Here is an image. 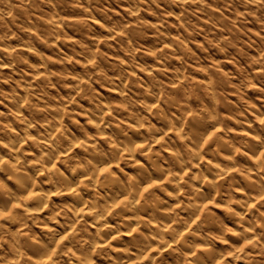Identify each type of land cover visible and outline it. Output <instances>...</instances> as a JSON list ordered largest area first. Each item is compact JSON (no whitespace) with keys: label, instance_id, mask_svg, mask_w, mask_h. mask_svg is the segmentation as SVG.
<instances>
[{"label":"clouds","instance_id":"clouds-1","mask_svg":"<svg viewBox=\"0 0 264 264\" xmlns=\"http://www.w3.org/2000/svg\"><path fill=\"white\" fill-rule=\"evenodd\" d=\"M0 264H264V0H0Z\"/></svg>","mask_w":264,"mask_h":264}]
</instances>
